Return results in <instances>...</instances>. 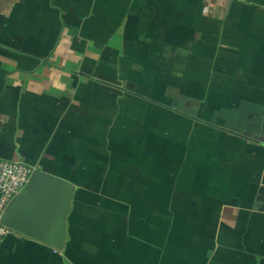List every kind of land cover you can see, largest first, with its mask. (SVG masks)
I'll list each match as a JSON object with an SVG mask.
<instances>
[{"label":"crops","instance_id":"crops-1","mask_svg":"<svg viewBox=\"0 0 264 264\" xmlns=\"http://www.w3.org/2000/svg\"><path fill=\"white\" fill-rule=\"evenodd\" d=\"M203 5L0 0V163L75 186L0 264H264V0Z\"/></svg>","mask_w":264,"mask_h":264},{"label":"water","instance_id":"water-1","mask_svg":"<svg viewBox=\"0 0 264 264\" xmlns=\"http://www.w3.org/2000/svg\"><path fill=\"white\" fill-rule=\"evenodd\" d=\"M74 192L72 183L35 170L26 190L9 204L1 222L17 233L63 251Z\"/></svg>","mask_w":264,"mask_h":264},{"label":"built area","instance_id":"built-area-1","mask_svg":"<svg viewBox=\"0 0 264 264\" xmlns=\"http://www.w3.org/2000/svg\"><path fill=\"white\" fill-rule=\"evenodd\" d=\"M215 8V0H204L203 13L211 14ZM34 169L30 166L14 161H2L0 163V239H3L15 231L1 222L2 215L21 192L29 185Z\"/></svg>","mask_w":264,"mask_h":264}]
</instances>
